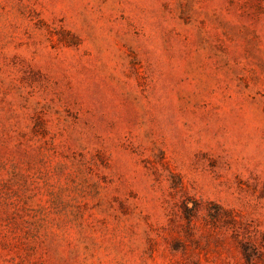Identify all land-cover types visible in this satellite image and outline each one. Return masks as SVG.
Listing matches in <instances>:
<instances>
[{
  "label": "rangeland",
  "instance_id": "obj_1",
  "mask_svg": "<svg viewBox=\"0 0 264 264\" xmlns=\"http://www.w3.org/2000/svg\"><path fill=\"white\" fill-rule=\"evenodd\" d=\"M0 264H264V0H0Z\"/></svg>",
  "mask_w": 264,
  "mask_h": 264
}]
</instances>
